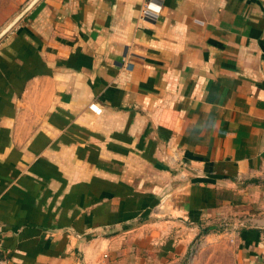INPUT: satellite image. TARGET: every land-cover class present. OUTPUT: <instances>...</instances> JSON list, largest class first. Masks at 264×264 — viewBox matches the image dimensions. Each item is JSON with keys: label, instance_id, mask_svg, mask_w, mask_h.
I'll use <instances>...</instances> for the list:
<instances>
[{"label": "crops", "instance_id": "1", "mask_svg": "<svg viewBox=\"0 0 264 264\" xmlns=\"http://www.w3.org/2000/svg\"><path fill=\"white\" fill-rule=\"evenodd\" d=\"M142 1L36 0L0 37L9 264H264V0Z\"/></svg>", "mask_w": 264, "mask_h": 264}, {"label": "built area", "instance_id": "2", "mask_svg": "<svg viewBox=\"0 0 264 264\" xmlns=\"http://www.w3.org/2000/svg\"><path fill=\"white\" fill-rule=\"evenodd\" d=\"M154 0H143L140 6L141 16H154L160 11V4ZM106 256V254L104 255ZM9 259L3 254L2 241L0 239V264H9Z\"/></svg>", "mask_w": 264, "mask_h": 264}, {"label": "water", "instance_id": "3", "mask_svg": "<svg viewBox=\"0 0 264 264\" xmlns=\"http://www.w3.org/2000/svg\"><path fill=\"white\" fill-rule=\"evenodd\" d=\"M36 0H31L26 6L25 8H23V10H21V12L7 25L5 26V28H3L0 31V37L17 21V19L24 14V12L35 2Z\"/></svg>", "mask_w": 264, "mask_h": 264}, {"label": "rangeland", "instance_id": "4", "mask_svg": "<svg viewBox=\"0 0 264 264\" xmlns=\"http://www.w3.org/2000/svg\"><path fill=\"white\" fill-rule=\"evenodd\" d=\"M12 3L15 4V0H0V5H8L10 7Z\"/></svg>", "mask_w": 264, "mask_h": 264}]
</instances>
